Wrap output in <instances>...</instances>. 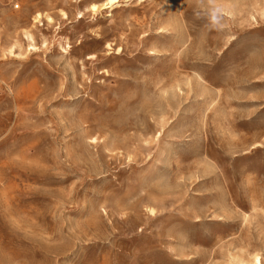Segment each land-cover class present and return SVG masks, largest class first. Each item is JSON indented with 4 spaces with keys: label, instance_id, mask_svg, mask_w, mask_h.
Here are the masks:
<instances>
[{
    "label": "rangeland",
    "instance_id": "rangeland-1",
    "mask_svg": "<svg viewBox=\"0 0 264 264\" xmlns=\"http://www.w3.org/2000/svg\"><path fill=\"white\" fill-rule=\"evenodd\" d=\"M0 0V264H264V0Z\"/></svg>",
    "mask_w": 264,
    "mask_h": 264
},
{
    "label": "clouds",
    "instance_id": "clouds-1",
    "mask_svg": "<svg viewBox=\"0 0 264 264\" xmlns=\"http://www.w3.org/2000/svg\"><path fill=\"white\" fill-rule=\"evenodd\" d=\"M201 4L204 3V0H199ZM197 18H200L203 15L209 23V26L212 28H222L223 24L222 15L223 9L216 5L215 0H207V6L203 9V11L195 12Z\"/></svg>",
    "mask_w": 264,
    "mask_h": 264
}]
</instances>
